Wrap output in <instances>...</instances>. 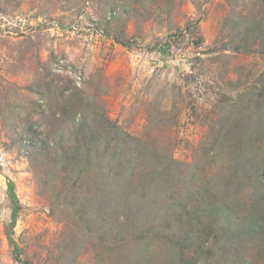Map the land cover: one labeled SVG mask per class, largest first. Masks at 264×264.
I'll return each mask as SVG.
<instances>
[{
  "label": "rangeland",
  "instance_id": "rangeland-1",
  "mask_svg": "<svg viewBox=\"0 0 264 264\" xmlns=\"http://www.w3.org/2000/svg\"><path fill=\"white\" fill-rule=\"evenodd\" d=\"M133 8L123 14L120 41L98 26L104 6L97 0H0V112L7 102L28 109L37 101L43 109L34 120L47 118L45 122L62 99L59 90L66 95L75 90L80 101L99 108L132 136L163 141L166 156L201 163L212 193L235 176L237 182L247 181L241 190L231 185L236 199L230 204L237 207L241 199L257 205L252 190L254 185L262 190V183L244 177L255 174L254 168L240 167L238 159L246 161L243 146L251 139L264 149V95L258 97L264 92V38L239 44L234 29L241 28L236 23L246 16L263 26L264 0H154L149 9L139 2ZM38 86L41 94L34 92ZM42 92L50 96L44 99ZM241 104L258 115L243 140L227 131L232 110ZM7 137L0 120V264H125L106 248L115 246L107 227L74 220L68 196L44 192L31 161ZM158 142L154 145L162 153ZM143 171L138 166L137 176L129 171L127 179L141 181ZM127 179L121 183L125 189ZM9 180L20 204L11 232L22 250L20 258L7 235ZM198 182L208 185L205 177ZM142 197L136 195L130 203L150 211ZM133 237L127 235L126 252L139 247L133 240L148 245ZM250 251L254 264H264V246Z\"/></svg>",
  "mask_w": 264,
  "mask_h": 264
},
{
  "label": "trees",
  "instance_id": "trees-1",
  "mask_svg": "<svg viewBox=\"0 0 264 264\" xmlns=\"http://www.w3.org/2000/svg\"><path fill=\"white\" fill-rule=\"evenodd\" d=\"M97 1L104 6L98 26H103L108 34L121 41L123 14L131 13L133 3L137 2L142 8L149 9L154 0ZM162 1L165 4L168 0ZM260 24L251 16L240 19L236 25L241 28L234 29L237 39L241 40L239 44L250 45L257 37L264 38V25ZM165 45L169 44L162 46L164 52ZM38 89L34 92L41 94L42 88L38 86ZM59 92L62 99L57 108L52 109L50 120L43 122L47 119L44 118L35 122L34 116L43 109L42 103L37 101H32V107L28 109L15 101L7 102L5 111L0 112V120L8 141L16 145L35 167L36 179L43 191L68 196L66 203L72 205L74 220L81 217L107 227L112 235L110 241L115 245L114 250L111 246L106 247L109 253L120 256L125 264H254L253 258L248 256L254 254L250 250L264 246V154H259L264 153V149L259 143L251 139L243 146L246 161L242 156L238 159L242 164L240 167L250 165L254 168L255 174L244 177L253 176L262 183V190L256 185L252 190L257 205L245 204L240 199L235 207L230 204L236 199L231 185L237 191L247 186V181L237 182L235 176L221 184L223 189L218 185L212 193L201 163L176 161L172 155L163 154L164 146L160 144H164L163 141H153L163 147L161 153L154 143L132 136L99 108L80 101L75 90L67 95L64 90ZM262 95L264 92L258 97ZM54 98L53 94L51 101ZM251 107L243 108L241 104L230 114L233 117L227 131L238 133L240 140L257 121L256 110H248ZM237 116L245 123L234 120ZM153 160L156 164H148ZM138 166L144 168L143 175L139 176L143 180L138 177L137 181L127 179L129 171L137 176ZM204 177L208 185L198 182ZM87 178L88 183L84 182ZM126 179L125 189L121 183ZM158 185L165 190L153 191ZM7 188L12 201L7 235L15 256L20 258L22 250L11 235L20 204L12 180L8 181ZM81 188H85V193L79 196ZM153 193L155 196H148ZM136 195L145 198L143 203L149 205L150 211L130 203ZM126 233L148 245L133 240L139 247L131 253L126 252ZM63 255L60 254V258Z\"/></svg>",
  "mask_w": 264,
  "mask_h": 264
}]
</instances>
